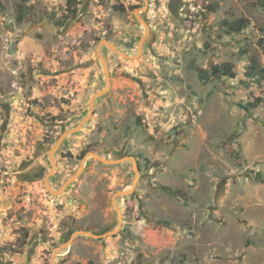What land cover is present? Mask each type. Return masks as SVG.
<instances>
[{"label": "rangeland", "instance_id": "rangeland-1", "mask_svg": "<svg viewBox=\"0 0 264 264\" xmlns=\"http://www.w3.org/2000/svg\"><path fill=\"white\" fill-rule=\"evenodd\" d=\"M0 0V264H264V8L254 0ZM22 19L17 18L21 9ZM137 10V14L135 13ZM91 120L50 159L63 131ZM250 21L239 35L225 22ZM59 22L60 25H57ZM231 63L235 79L199 71ZM261 99L247 113L245 106ZM83 152L134 157L87 159ZM55 165V170L52 167ZM162 187L178 193L168 195ZM121 219V221H120ZM119 232L104 239L73 232ZM28 233V238L24 234ZM26 240V245H23Z\"/></svg>", "mask_w": 264, "mask_h": 264}, {"label": "water", "instance_id": "water-1", "mask_svg": "<svg viewBox=\"0 0 264 264\" xmlns=\"http://www.w3.org/2000/svg\"><path fill=\"white\" fill-rule=\"evenodd\" d=\"M149 5H150L149 0H145V8L143 9V11H146L147 8L149 7ZM135 13L137 14V10ZM137 19L145 28V34L140 39V41L138 43V54L136 56H129L128 54L119 50L115 44L109 42L108 40H103L101 42L96 53H97V56H98V58L102 64V66H103L105 79H106V86H105V88L98 91L96 94H94L92 96V98L90 99V102H89L88 115L80 122V124L75 128L68 129V130H65L62 132V134L60 135V137L58 138L56 143L51 147V150L49 152L50 159H53V156L60 150L63 143L70 136H73V135L79 133L85 127V125L91 120V118L94 114L95 102L99 98L104 97L110 90V87H111L110 71H109L107 61L105 60L104 56L102 55V53L100 51L101 47L103 45L107 46L109 49H111L112 51L117 53L121 58L127 59V60H136L143 53V48H144V45L147 41V36L149 34V27H148L147 23L140 16H137ZM89 158H94V159L98 160L99 162L106 164V165H118L121 162H125V161H130L133 164L134 171H135V180H134L133 185L129 189L118 192L115 195V197L113 198L114 206L119 211V208L117 207V204H116L117 197H126V196L132 195L134 193L136 187H137V184H138L140 173H139L138 164H137L136 159L134 157H119V158L114 159V160H109V159H106L105 157H103V156H101L95 152H89L82 159L80 169L64 183L61 190H59V191L51 190V188L49 186V182H48V180L50 178L49 175H47L45 177V184H46L47 188L50 190L51 193H53L55 195H59L61 193H64L65 190L67 189V187L72 185L80 177V175L82 174V172L85 169L87 159H89ZM53 170H55V165H53L51 173H53ZM120 221H121V219H120ZM120 228H121V225H119V227L117 229H115L113 231L106 232V233L87 232V231L73 232L72 235L68 238V240H66V242H64V244H62L59 248L56 249L55 254H54V259L59 254V252H61L63 250H67L68 248H70L77 236H88V237H92L95 239H104V238H107L108 236L117 234V232H119ZM52 264H54V260L52 261Z\"/></svg>", "mask_w": 264, "mask_h": 264}, {"label": "trees", "instance_id": "trees-1", "mask_svg": "<svg viewBox=\"0 0 264 264\" xmlns=\"http://www.w3.org/2000/svg\"><path fill=\"white\" fill-rule=\"evenodd\" d=\"M254 3L257 7L259 8H264V0H254ZM78 1L77 0H66V13L63 18L66 22L73 21L77 18L78 16ZM21 12L17 20L19 21L22 19L21 15L24 11L23 8H20ZM57 25H60L59 22ZM250 25V21L246 18H241L236 21H233L231 23L225 22V27H226V34L231 36V35H239L243 33L246 29H248ZM259 43L264 45V38H262ZM246 76L248 78H257L259 80H264V68L260 66L258 61L256 59L252 60L251 65L248 67ZM199 78L203 81H209L211 79H216V80H221L222 78H229V79H235L236 78V72L234 70V66L231 63H224L221 65H213L209 71H199ZM262 100L257 99L254 103L252 104H247L245 106H242L241 104L240 107L244 109L247 113H251L254 109L258 108L261 105ZM87 152H83L82 156H84ZM162 190L167 193L168 195H171L173 197H177L178 193L172 190L169 187H162ZM87 231H92V229L87 230ZM24 238H28V233L26 232L24 234ZM23 245H26V240L22 242Z\"/></svg>", "mask_w": 264, "mask_h": 264}, {"label": "flooded vegetation", "instance_id": "flooded-vegetation-1", "mask_svg": "<svg viewBox=\"0 0 264 264\" xmlns=\"http://www.w3.org/2000/svg\"><path fill=\"white\" fill-rule=\"evenodd\" d=\"M51 178V177H50Z\"/></svg>", "mask_w": 264, "mask_h": 264}]
</instances>
